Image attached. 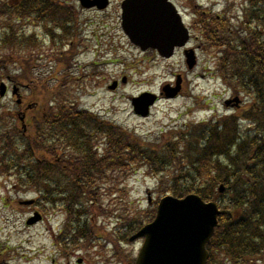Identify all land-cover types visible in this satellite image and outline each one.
Returning a JSON list of instances; mask_svg holds the SVG:
<instances>
[{
    "label": "trees",
    "instance_id": "trees-1",
    "mask_svg": "<svg viewBox=\"0 0 264 264\" xmlns=\"http://www.w3.org/2000/svg\"><path fill=\"white\" fill-rule=\"evenodd\" d=\"M255 6L251 11L257 12L251 15L264 26V3ZM69 10L46 0H25L16 12L41 19L48 32L60 28L74 35L67 30L75 21ZM6 13L0 4V19ZM221 33L210 29L207 34L220 50L218 78L232 91L253 97L257 105L244 115L253 129H244L238 118L231 116L186 124L159 141L149 142L117 122L80 109L70 102L71 91L61 87L46 89L47 100L44 96L29 111H38L30 119V134L0 109V178L12 182V188L25 195L32 191L36 195L33 206L41 214L58 211L64 217L60 238L65 251L112 248L117 263H134L133 259L126 261L124 245L154 220L155 213L151 217L148 211H122L119 203L107 206L105 197L120 200L125 190L123 176L144 168L148 176L157 178L156 192L161 196L197 194L220 203L219 227L208 246L209 264H264V42L262 34L254 30L242 29L235 36L224 29ZM61 41V37L55 39L57 44ZM33 43L12 27L5 28L0 32V63L11 64L10 51L27 50ZM70 59L65 54L57 56L61 65L68 66ZM30 62L25 65V74ZM106 181L112 188H101ZM221 185L226 188L223 195L218 192ZM117 212L121 227L111 237L101 239L99 235L104 234L97 221L112 219ZM0 264L11 263L0 258Z\"/></svg>",
    "mask_w": 264,
    "mask_h": 264
},
{
    "label": "rangeland",
    "instance_id": "rangeland-1",
    "mask_svg": "<svg viewBox=\"0 0 264 264\" xmlns=\"http://www.w3.org/2000/svg\"><path fill=\"white\" fill-rule=\"evenodd\" d=\"M0 1L14 7V18L10 24L15 31L28 36L35 34L38 39L36 43L29 45L27 50L17 51L12 55L10 52V58L14 64L12 66L10 65L13 62L8 64L7 70H3L0 63L2 69L0 83L5 82V85H9L8 79L16 78L20 80L19 86L25 87L20 91L25 101L20 110L16 106L17 98L12 92V85L9 87L7 98L0 97V109L12 114L13 118L17 117L18 111V113L24 112L28 104L37 103L39 105L47 95L46 89L61 87L66 88L68 92L71 91L70 102L77 103L80 108L88 109L117 122L145 141L153 142L159 141L172 130L186 124L207 122L210 119L223 120L233 115L239 117L241 113L244 117L247 112L245 110H250L251 106L257 105L252 96L244 92L240 94L229 91L218 78L216 63L221 59L220 50L213 46L211 40H209L208 53L205 50H198V63L193 70H190L181 55L165 61L156 57L152 52L142 53L129 44L120 32L118 0H115L112 7L104 12H89L91 9L85 10L77 4L76 0H57L63 4L75 3L80 11L82 10L77 38L74 41V46L77 47L75 51L80 53L69 67L58 62L56 49L52 47L53 41L49 37L44 39L45 32L42 22L36 21L37 24L32 25L27 20L18 21L19 14L16 11L23 6L22 0ZM233 1L240 4L227 2L224 5V1L219 0L217 3L221 5L215 7L216 13L226 9L224 15L226 28L231 25L238 27L239 15H243L246 8V4H241L244 0ZM213 2L215 1L212 0L211 3ZM176 3L183 12L188 11V0H177ZM3 27L8 28L0 22V32L4 31ZM211 29L216 33L222 32L215 24H212ZM60 35H63V32H60ZM96 36L99 37L98 40L94 39ZM29 60H31V68L25 74V65ZM178 76L183 79L179 95L172 99L163 96L151 109L149 117H139L135 114L131 103L132 98L144 93L159 95L164 86L175 84ZM115 82L119 84L112 89ZM234 96H240L242 100L240 107L227 108L225 101ZM36 114L27 113L26 124L30 128L32 127L30 119ZM239 123L244 129H253L246 119ZM18 126L21 127L20 122ZM31 132L32 129L29 130V134ZM123 178H125L123 187L125 190L119 195L121 199L115 201L113 200L115 196H106V205L113 207L119 203L121 204L119 209L122 211L125 209L133 213L148 211L152 217L155 213L156 201L165 196V194L161 196L156 192L157 178L148 176L144 168H140L136 173L123 176ZM101 188L109 189L112 185L106 181L102 183ZM148 194L153 199L152 205H149ZM35 198L36 195L32 191L24 195L21 190L12 188V182L3 181L0 178L1 259L4 258L11 264H54V262L78 264V259H84L83 264H123L113 259L115 253L112 248L105 251L98 248L90 250L81 248L79 253H71V256L65 259L61 257V250L53 245L52 232L56 235L63 227V216L58 215V211H46L42 213L41 222L28 226L27 222L34 217L35 212H41L34 206L28 205ZM225 199L227 200V197ZM121 225L118 212L112 219H99L97 226L102 227L101 233L104 234L99 237L101 239L111 237V234L118 231ZM142 244L143 241L138 240L133 243L129 241V244L124 245L128 256L127 262L137 258Z\"/></svg>",
    "mask_w": 264,
    "mask_h": 264
},
{
    "label": "water",
    "instance_id": "water-1",
    "mask_svg": "<svg viewBox=\"0 0 264 264\" xmlns=\"http://www.w3.org/2000/svg\"><path fill=\"white\" fill-rule=\"evenodd\" d=\"M157 21L156 16L142 13L139 17H124L123 27L136 45L148 42L154 45L151 39L167 36L163 23ZM178 90H174V95ZM155 100L156 97L149 94L134 99L136 113L147 116ZM220 191L223 192V187ZM220 214L216 203H205L196 195L184 199L163 198L154 222L131 238L132 242L145 239L135 264H207L206 246L214 235Z\"/></svg>",
    "mask_w": 264,
    "mask_h": 264
},
{
    "label": "flooded vegetation",
    "instance_id": "flooded-vegetation-1",
    "mask_svg": "<svg viewBox=\"0 0 264 264\" xmlns=\"http://www.w3.org/2000/svg\"><path fill=\"white\" fill-rule=\"evenodd\" d=\"M93 0H89L88 2L90 3V2H92ZM106 1V0H105ZM115 1V0H114ZM113 1V2H114ZM170 1H177V0H170ZM77 2L79 3H81V1H79V0H77ZM126 2H129V1H127V0H118V2H117V8H118V5H119V8H118V13L119 14H121V15H126V16H128V15H130V14H132V12H131V10H129V9H131V5L128 3V4H126ZM91 4V3H90ZM109 6H110V2H109ZM109 6H107L104 10H102L103 12L104 11H106L107 9H108V7ZM105 7V6H104ZM112 7V6H111ZM103 8V7H102ZM89 12H99V10H96V8H93V10H90ZM190 31H191V35H192V39H191V43H190V48H192L193 50H195V49H199L201 46V43L200 42H196V40H197V38H195V39H193V35H194V33L196 32V31H198V29H199V26H198V24H196V22L192 19L191 20V22H190Z\"/></svg>",
    "mask_w": 264,
    "mask_h": 264
}]
</instances>
